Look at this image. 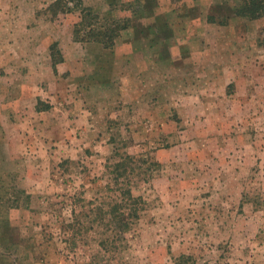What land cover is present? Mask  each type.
I'll return each instance as SVG.
<instances>
[{"label": "rangeland", "instance_id": "374dc122", "mask_svg": "<svg viewBox=\"0 0 264 264\" xmlns=\"http://www.w3.org/2000/svg\"><path fill=\"white\" fill-rule=\"evenodd\" d=\"M58 1L0 0V264H264V17ZM83 9L117 30L112 48L88 24L75 40ZM127 154L147 208L122 235Z\"/></svg>", "mask_w": 264, "mask_h": 264}, {"label": "trees", "instance_id": "16d2710c", "mask_svg": "<svg viewBox=\"0 0 264 264\" xmlns=\"http://www.w3.org/2000/svg\"><path fill=\"white\" fill-rule=\"evenodd\" d=\"M232 1L235 4L234 11L238 17L246 18L249 20H257L264 17V0H232ZM58 2L59 4H61V0H59ZM66 12L69 13L70 8H66V11L64 13ZM82 15H83L82 18L83 22L76 25L75 40L80 41L79 37L82 33V30L85 29L84 28L85 25L88 24L89 31L87 32V36L94 41L102 43L106 48H112L115 45L117 30L110 29L109 27H106V25L105 27L104 26L94 27L93 25H97V24H94V22L89 21V18L92 15V11L89 9H83ZM96 18L99 17L96 16ZM260 45L264 47V41H262ZM53 67L55 69L56 64H54ZM39 104H41L40 100H39ZM37 110L46 111L49 109L47 108L40 109L38 107ZM134 162H135V157L127 154L124 158L120 160V162H117L114 165L115 174H116V183L117 185H119L118 187H120L116 191H118L120 197L117 201H115L111 205L109 215L112 218L111 223L112 225H114V230L122 235L128 233L132 229V226L137 221L140 220L142 212L145 211L147 208V202L145 201V199L141 196L134 195L130 181L126 182V184H123L124 182H122L123 179L125 181V177L129 178L128 170L130 168L128 166L129 163H134ZM19 202L20 201L18 200V203ZM89 204H92V202L90 201ZM75 213L76 212L74 210V215Z\"/></svg>", "mask_w": 264, "mask_h": 264}, {"label": "crops", "instance_id": "0c3cea01", "mask_svg": "<svg viewBox=\"0 0 264 264\" xmlns=\"http://www.w3.org/2000/svg\"><path fill=\"white\" fill-rule=\"evenodd\" d=\"M248 129H250V131H251V126H248ZM245 134H247V133L245 132ZM238 136H239V138L244 136V130L243 129L240 130V134ZM178 155L180 156L181 154L177 150H175L174 147H171L170 149H167L165 152H162V153L160 152V156L158 157V161L160 163H170L171 164L172 161L177 160L174 158L179 157ZM219 157L222 159L224 156L221 155Z\"/></svg>", "mask_w": 264, "mask_h": 264}]
</instances>
